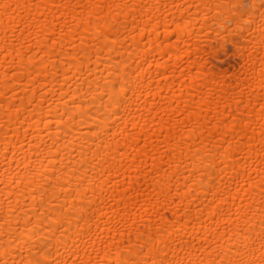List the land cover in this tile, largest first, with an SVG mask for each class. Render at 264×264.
Returning a JSON list of instances; mask_svg holds the SVG:
<instances>
[{
    "label": "bare ground",
    "instance_id": "1",
    "mask_svg": "<svg viewBox=\"0 0 264 264\" xmlns=\"http://www.w3.org/2000/svg\"><path fill=\"white\" fill-rule=\"evenodd\" d=\"M264 264V0H0V264Z\"/></svg>",
    "mask_w": 264,
    "mask_h": 264
},
{
    "label": "snow or ice",
    "instance_id": "2",
    "mask_svg": "<svg viewBox=\"0 0 264 264\" xmlns=\"http://www.w3.org/2000/svg\"><path fill=\"white\" fill-rule=\"evenodd\" d=\"M35 264H41V261L37 260L35 261Z\"/></svg>",
    "mask_w": 264,
    "mask_h": 264
}]
</instances>
